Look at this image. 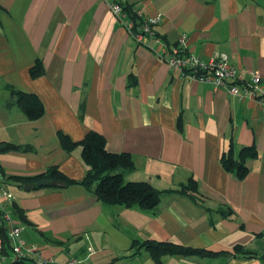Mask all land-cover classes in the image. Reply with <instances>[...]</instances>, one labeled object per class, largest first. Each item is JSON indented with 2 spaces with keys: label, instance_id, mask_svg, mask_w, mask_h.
I'll return each mask as SVG.
<instances>
[{
  "label": "crops",
  "instance_id": "1",
  "mask_svg": "<svg viewBox=\"0 0 264 264\" xmlns=\"http://www.w3.org/2000/svg\"><path fill=\"white\" fill-rule=\"evenodd\" d=\"M127 2L159 13L160 42L137 43L104 0H0V146H29L0 148L13 221L60 264H154L146 248L132 247L144 240L222 252L163 254L162 264H264V109L158 56L161 42L184 36L192 54L224 53L238 81L255 72L264 84V0ZM36 62L43 71L32 76ZM12 89L35 95L43 114L28 118ZM90 130L108 151L131 156L125 181L162 192L153 209L105 204L79 183L23 189L35 180H21L51 167L81 180L82 149H64L58 133L76 142ZM230 145L235 154L256 149L243 179L220 163ZM191 178L194 198L178 191Z\"/></svg>",
  "mask_w": 264,
  "mask_h": 264
},
{
  "label": "trees",
  "instance_id": "2",
  "mask_svg": "<svg viewBox=\"0 0 264 264\" xmlns=\"http://www.w3.org/2000/svg\"><path fill=\"white\" fill-rule=\"evenodd\" d=\"M123 12L128 20L133 22L132 28L128 31L135 40L134 32H136L144 24V19L141 14H137L136 8L129 5L127 0L121 2ZM160 23V22H159ZM159 23L152 24L151 28L155 36L161 38L157 30ZM136 41V40H135ZM137 42V41H136ZM138 43V42H137ZM171 47L175 44L164 42ZM43 71V66L40 62H36L32 67V76L40 75ZM12 92L17 95V103L20 109L30 119H35L41 116L44 112V107L41 101L33 94L15 91ZM58 139L64 149L71 150L76 146L82 149V160L87 167L84 177L79 180H70L59 172L56 168L51 167L47 171L35 175L33 177L24 178L21 181L35 180L40 178L59 179L64 180L66 184L79 183L84 185L88 190L94 192L98 199L105 204H121L125 206L137 205L143 209L151 210L159 202L162 192L152 186L146 181H125L123 178V171L129 170L133 167L131 156L125 152H111L106 149V141L102 134L97 131L90 130L80 141H72L67 135L59 132ZM2 150L9 148L28 149V145H3L0 146ZM256 149L253 146H243L238 153H234L233 147L230 145L227 151L223 152L220 157V163L227 172H234L237 179H243L248 168L246 167V160L248 158L256 157ZM32 182V181H30ZM26 183V182H25ZM182 193H189L192 197L197 191L196 181L192 178L186 184H183L178 190ZM194 198V197H193ZM11 207V206H10ZM20 217H23L21 211L16 205L12 206ZM0 239L3 244V249L8 253V239L4 227L0 228ZM132 247L146 248L154 264H162L161 256L163 254H199V255H216L222 252L208 251L204 249H194L172 244L164 241L144 240L142 242H134ZM27 261L21 260L13 261L8 264H28ZM32 262V261H31Z\"/></svg>",
  "mask_w": 264,
  "mask_h": 264
},
{
  "label": "built area",
  "instance_id": "3",
  "mask_svg": "<svg viewBox=\"0 0 264 264\" xmlns=\"http://www.w3.org/2000/svg\"><path fill=\"white\" fill-rule=\"evenodd\" d=\"M108 7L114 13L118 22L123 23L129 31L133 22L128 20L123 12L121 2L125 0H104ZM137 14L142 13L136 9ZM144 24L134 32L135 40L138 43H146L148 40L160 42V38L155 36L151 25L160 22L159 13L155 15H142ZM184 36L180 42L174 46H167L161 42L158 56L167 65L181 72L184 76L199 81H209L216 87H223L232 95L251 97L256 99L264 109V84L258 73H252L246 80L238 81L236 67L228 63L227 55L220 53L209 59L200 57L189 52L183 45ZM14 199L13 193L5 187L0 180V228L4 227L8 239V253L3 249L0 239V264H8L13 261L31 260L33 264H60L53 257H44L39 247L28 241L24 227L15 223L11 216L10 207L5 203ZM74 260L70 259L61 264H73Z\"/></svg>",
  "mask_w": 264,
  "mask_h": 264
},
{
  "label": "water",
  "instance_id": "4",
  "mask_svg": "<svg viewBox=\"0 0 264 264\" xmlns=\"http://www.w3.org/2000/svg\"><path fill=\"white\" fill-rule=\"evenodd\" d=\"M55 186V187H64L66 182L64 180L59 179H49V178H40L35 182H26L23 185L24 190H30L34 187H42V186Z\"/></svg>",
  "mask_w": 264,
  "mask_h": 264
},
{
  "label": "rangeland",
  "instance_id": "5",
  "mask_svg": "<svg viewBox=\"0 0 264 264\" xmlns=\"http://www.w3.org/2000/svg\"><path fill=\"white\" fill-rule=\"evenodd\" d=\"M111 244H113V242H111ZM103 258H109V257L104 255ZM149 261L151 262V260H149ZM27 262H28V264H33L31 261H27ZM115 264H124V257H118V259H117Z\"/></svg>",
  "mask_w": 264,
  "mask_h": 264
}]
</instances>
